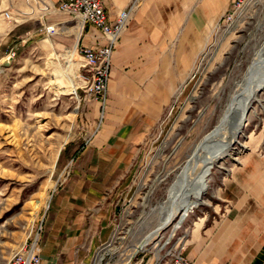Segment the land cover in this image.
Segmentation results:
<instances>
[{
  "label": "rangeland",
  "instance_id": "1",
  "mask_svg": "<svg viewBox=\"0 0 264 264\" xmlns=\"http://www.w3.org/2000/svg\"><path fill=\"white\" fill-rule=\"evenodd\" d=\"M48 25H55L56 33L41 31ZM90 27L81 30L71 16L34 0H0V264L26 241L38 240L43 247L53 197L97 133L105 107L96 108L99 102L80 88L77 52ZM263 43L264 0H250L232 24L222 23L208 33L187 77L139 148L112 215L110 239L94 254L103 255L102 264H132L138 258L152 264L172 245L184 243L186 228L218 202L211 198L215 190L221 193L229 185L231 194L237 175L264 170L263 88L238 143L212 168L203 195L208 204L194 208L180 228L174 231V222L134 253L157 227L153 209L166 200L195 145L217 125L236 82ZM8 56L13 59L5 66Z\"/></svg>",
  "mask_w": 264,
  "mask_h": 264
},
{
  "label": "crops",
  "instance_id": "2",
  "mask_svg": "<svg viewBox=\"0 0 264 264\" xmlns=\"http://www.w3.org/2000/svg\"><path fill=\"white\" fill-rule=\"evenodd\" d=\"M59 1L36 0L47 8ZM135 1L104 3L115 17ZM232 3H135L112 57L106 106L97 133L75 158L70 175L53 197L52 223L39 247L41 264H85L109 241L112 215L141 144L187 77L195 53L204 48L208 33H213ZM81 40L88 47L106 42L95 27ZM254 170L235 177L231 194L229 185L221 193L215 190L211 198L218 202L186 228L184 253L192 264H264V170ZM143 260L138 258L132 264Z\"/></svg>",
  "mask_w": 264,
  "mask_h": 264
},
{
  "label": "bare ground",
  "instance_id": "3",
  "mask_svg": "<svg viewBox=\"0 0 264 264\" xmlns=\"http://www.w3.org/2000/svg\"><path fill=\"white\" fill-rule=\"evenodd\" d=\"M263 88L264 43L256 50L243 77L236 82L217 125L195 145L175 176L166 200L153 209L158 218L157 227L141 239L134 253L143 250L174 222L178 221L174 231L180 228L190 212L202 205L212 168L217 161L230 153L233 145L238 143L239 136L246 125V123L242 124L245 111L251 107L253 100ZM242 146L245 147V145ZM102 258L103 255L100 254L97 264H100Z\"/></svg>",
  "mask_w": 264,
  "mask_h": 264
},
{
  "label": "built area",
  "instance_id": "4",
  "mask_svg": "<svg viewBox=\"0 0 264 264\" xmlns=\"http://www.w3.org/2000/svg\"><path fill=\"white\" fill-rule=\"evenodd\" d=\"M36 1V0H34ZM40 1V0H39ZM138 0L135 1L137 3ZM250 0H233L230 9L225 13L217 25L232 24L240 11ZM39 3V2H38ZM123 9L115 17H112L106 9L104 0H60L55 9L61 11L77 21L81 30L92 25L97 28L105 39L104 44L98 43L94 47L81 45L77 52L81 57V85L80 88L99 102L104 108L106 103L108 84L111 78L112 57L126 29L132 8ZM6 17L10 18L7 12ZM41 31L47 34L56 33L55 25L42 27ZM78 89V88H77ZM103 259V258H102ZM102 259L100 264H102ZM99 255H95L92 264H97ZM42 257L39 250V241L31 243L26 241L6 264H41ZM152 264H192L184 253V244L172 245L160 258H156Z\"/></svg>",
  "mask_w": 264,
  "mask_h": 264
},
{
  "label": "water",
  "instance_id": "5",
  "mask_svg": "<svg viewBox=\"0 0 264 264\" xmlns=\"http://www.w3.org/2000/svg\"><path fill=\"white\" fill-rule=\"evenodd\" d=\"M13 57L12 56H8L3 60V65L8 66L10 65L11 61H12ZM250 109V108H249ZM249 109H246L245 114H244V118L242 119V124L246 123L248 114H249Z\"/></svg>",
  "mask_w": 264,
  "mask_h": 264
}]
</instances>
